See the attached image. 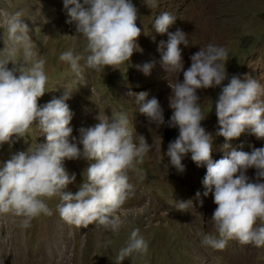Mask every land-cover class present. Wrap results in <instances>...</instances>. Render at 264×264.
Wrapping results in <instances>:
<instances>
[{"label": "rangeland", "instance_id": "1", "mask_svg": "<svg viewBox=\"0 0 264 264\" xmlns=\"http://www.w3.org/2000/svg\"><path fill=\"white\" fill-rule=\"evenodd\" d=\"M132 3L137 9L136 24L141 35L130 60L97 71L85 67L82 59L80 79L67 62L59 59L68 50L74 55H86V40L77 33L75 22H66L70 18L63 0H0V51L13 47L7 40V19L18 13L29 26L28 43L36 58L45 61L48 80L45 94L38 98L39 106L62 97L68 90L70 98L65 103L73 114L69 127L77 141L80 129L95 126L99 115L111 119L112 113L123 111L130 121L135 142L142 135L151 146L143 162L127 172L133 188L116 212L122 221L118 231L96 224L78 228L66 223L56 208L59 198L53 197L45 200L52 215L33 218L27 228L22 226L23 217L0 213V264H116L119 250L126 246L133 227H139L148 251L143 255L133 253L121 264H264V247L244 245L236 240L229 241L223 250L201 244L202 236L198 233L216 234L211 217L217 206L211 194L203 196L206 166L198 167L188 153L182 157L185 171L179 173L166 155L170 141L165 128L172 115L169 84L183 82V71L166 70L162 66L158 46L160 41L167 42L168 35L157 33L153 27L160 13L169 12L176 19L168 31L182 29L188 34L189 46L180 45L183 70L191 66L190 56L209 44L228 52L225 65L228 78L216 88L197 90L206 115L201 126L213 136L211 155L215 162L231 149L250 153L253 148L264 147V138H257L246 128L239 138L228 141L230 149L223 150L225 139L216 135L219 125L215 112L221 88L232 76L241 80L250 76L264 87V0H132ZM17 48L14 53L0 52V57L17 61L15 65L9 62V69L23 65V46ZM149 62H154V67L148 75L136 67ZM139 93H146V99L159 100L164 125L151 124L139 112L135 102ZM45 142L46 135L34 123L24 137L14 136L11 143L0 145V164L19 151ZM78 147L82 150L83 146L78 144ZM63 166L69 175L75 174V181L66 189L75 194L84 182L83 173L89 161L65 158ZM255 174L254 168L246 173L253 182ZM188 201L191 202L182 209L180 202Z\"/></svg>", "mask_w": 264, "mask_h": 264}, {"label": "clouds", "instance_id": "2", "mask_svg": "<svg viewBox=\"0 0 264 264\" xmlns=\"http://www.w3.org/2000/svg\"><path fill=\"white\" fill-rule=\"evenodd\" d=\"M63 4L70 18L66 22H75L77 33L86 40V55H74L68 50L59 57L70 65L77 78H83L79 63L82 59L85 67L97 71L130 60L141 35L132 0H83V3L63 0ZM175 19L169 12H162L153 23L157 33L168 35L167 42L160 41L158 46L162 66L166 70L183 71V82L177 80L169 84L172 115L167 126L178 127L179 135L169 142L166 155L179 173L185 171L182 157L188 153L198 167L206 166L203 196L211 194L217 206L211 217L216 234L198 233L202 236V246L223 250L229 241L236 240L240 244L264 247V182H261L264 181V147L253 148L250 153L231 149L224 158L214 162L213 136L201 126L206 115L197 90L216 88L228 78L225 68L228 52L209 44L192 54L191 66L183 70L180 45L188 47L189 39L182 29L174 33L168 31ZM29 31L18 13L8 17L7 40L13 47L2 51L14 53L17 46L22 45L24 59L22 66L9 69V62L15 65L17 61L0 57V145L11 143L14 136L24 137L34 123L46 135V142L19 151L0 164V213L23 217L22 226L27 228L33 218L52 215L45 200L58 197L60 202L56 208L66 223L78 228L96 224L116 232L122 224L116 212L133 188L127 172L143 162L151 146L142 135L135 142L130 121L123 111L112 113L111 119L99 115L95 126L80 129L77 141L69 127L73 114L65 103L70 98L68 90L62 97L39 106L38 98L46 92L48 77L44 71L45 61L36 58L28 43ZM136 67L148 75L154 62ZM146 97V93L136 96L139 112L146 115L151 124L164 125L159 100ZM262 97L264 87L250 76L243 80L232 76L230 82L222 86L215 101V112L219 125L216 135L225 139L223 150L230 149L228 141L239 138L246 128L257 138H264ZM78 144L83 146L82 150ZM65 158L89 161L83 173L84 182L75 194L66 190L75 181V174L69 175L66 171ZM250 168L256 170L254 182L246 175ZM200 197L198 191L196 198ZM189 202H180L181 208L187 207ZM200 203L203 204L202 199ZM147 251L148 243L140 235L139 227H133L126 246L119 250L116 264L133 253L143 255Z\"/></svg>", "mask_w": 264, "mask_h": 264}, {"label": "water", "instance_id": "3", "mask_svg": "<svg viewBox=\"0 0 264 264\" xmlns=\"http://www.w3.org/2000/svg\"><path fill=\"white\" fill-rule=\"evenodd\" d=\"M171 115L169 116L168 120L170 119ZM167 120V122H168ZM179 135V129L178 127L176 128H170L168 126H166L165 128V136L167 137V139L169 141H173L175 138H177Z\"/></svg>", "mask_w": 264, "mask_h": 264}]
</instances>
